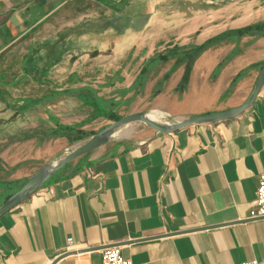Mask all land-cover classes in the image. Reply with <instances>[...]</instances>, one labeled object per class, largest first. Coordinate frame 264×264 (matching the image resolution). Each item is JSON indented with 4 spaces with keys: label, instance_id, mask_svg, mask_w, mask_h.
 <instances>
[{
    "label": "crops",
    "instance_id": "crops-1",
    "mask_svg": "<svg viewBox=\"0 0 264 264\" xmlns=\"http://www.w3.org/2000/svg\"><path fill=\"white\" fill-rule=\"evenodd\" d=\"M78 1L82 2L0 0V56L22 38L38 37L40 44L41 38L66 37L77 18L72 9ZM208 6L195 18L193 43L217 38L215 43L195 62L182 95L171 90L179 83L173 79V88L165 84L151 101L152 109L174 120L241 105L264 62V36L233 39L235 30L264 21L260 0H209ZM136 85L133 80L113 96L97 95L114 99L117 108L131 104L127 111L117 112L120 116L148 112L135 99ZM15 111L21 116L29 110ZM149 115L158 118L153 112ZM61 120L68 125L81 122ZM137 123L119 128L109 142L67 164L0 217V264H102L100 250L115 244L133 264H241L264 259V218H246L264 173V86L248 110L222 122L171 134ZM81 128L90 131L87 125ZM21 139L1 155L8 174L3 180L17 181L15 188L81 144L66 137ZM26 164L31 168L25 169ZM8 193L0 189V205ZM69 237L74 239L70 248Z\"/></svg>",
    "mask_w": 264,
    "mask_h": 264
},
{
    "label": "rangeland",
    "instance_id": "rangeland-1",
    "mask_svg": "<svg viewBox=\"0 0 264 264\" xmlns=\"http://www.w3.org/2000/svg\"><path fill=\"white\" fill-rule=\"evenodd\" d=\"M208 2L209 0L74 2L72 10L77 18L73 22L72 29L65 31L66 37L58 36L57 39L52 40L47 38L46 41L41 38L40 44L37 43L38 37L22 38L9 51L2 54L0 56V181L5 182L3 179L8 177L2 165L1 155L8 151L7 147L10 143L17 142L18 138H22V141L33 138L38 140L39 134H43V128L50 125L49 120L58 118H54V113L63 115L62 118H58L59 120L56 119L59 122L61 119H63L61 121L82 122L92 117V108H83L82 106L88 105L76 99L77 95L73 93H63L55 99L52 98L54 100L41 101L57 89L62 91L65 88L71 89L88 84L97 91L98 95L113 96L114 93L117 94L118 89H123L135 80L137 92L134 97L138 100L139 107L147 108L148 114L155 113L158 118L152 117L161 121V117L168 113L152 109L151 101L164 89L165 84H168L166 85L168 88H173L171 85L173 79L177 82L179 80V83L171 90L175 94L179 93L178 96L182 95L185 90L180 92L178 87L185 73V64L174 69L176 59L173 57L167 61L159 60L151 66H147V63L155 53H166L176 44L193 43L195 18L201 12L208 11ZM260 2L264 5V0ZM189 30H193V34L188 35ZM82 33H86L83 38L80 35ZM225 60L226 58L223 59L222 65ZM222 65L216 67L215 75L219 73ZM144 66H147L145 70ZM47 70L48 73L44 74ZM166 74H169V77L165 79ZM158 89L160 92L156 94ZM121 94L125 96L127 92L122 91ZM30 99L33 101L30 102ZM129 106L131 104L122 103L118 108L117 105L114 106L113 110L123 113ZM21 107V112L29 111L18 116L15 110ZM51 110L53 114L49 113ZM167 116H170L169 119H174L171 114ZM112 121L114 120L101 116L86 125L90 131H99ZM137 124L147 126L144 123ZM40 126H42L41 130ZM17 128L20 132H17ZM83 141L81 140L80 143ZM28 150L26 148L25 151ZM23 167L31 168L28 164ZM50 181L51 179L45 184ZM5 197L6 195L2 199L4 200Z\"/></svg>",
    "mask_w": 264,
    "mask_h": 264
},
{
    "label": "water",
    "instance_id": "water-1",
    "mask_svg": "<svg viewBox=\"0 0 264 264\" xmlns=\"http://www.w3.org/2000/svg\"><path fill=\"white\" fill-rule=\"evenodd\" d=\"M263 86L264 62L259 71L251 94L241 105L237 107L224 111L208 112L187 118L173 119V122L169 123L154 120L148 113L141 111L124 115L121 118L112 121L100 131L94 133L81 144L74 146L71 151H69L57 162L47 163L41 166L39 170H37L17 191L4 200V202L0 205V217L25 201L31 194L34 193V191L43 186L56 172L64 168L67 164L109 142L115 131L123 126L139 122L155 129L158 133L171 134L192 125L222 122L235 118L248 110L255 102ZM115 246L119 245L115 244ZM68 254H70V252L62 254L58 259Z\"/></svg>",
    "mask_w": 264,
    "mask_h": 264
},
{
    "label": "trees",
    "instance_id": "trees-1",
    "mask_svg": "<svg viewBox=\"0 0 264 264\" xmlns=\"http://www.w3.org/2000/svg\"><path fill=\"white\" fill-rule=\"evenodd\" d=\"M233 34H234L233 36L234 40L239 39L244 35L264 36V21L256 22L254 24H250L245 27L239 28L235 30ZM216 39L217 38H211L202 44H196V43H191L187 45L176 44L172 48H169L166 53H161V52L155 53V55L149 59L147 66L153 65L159 60L167 61L172 57L176 59L174 69L179 65L185 64V73L178 87V90L182 92L183 90L186 89V86L188 85L190 72L195 60L205 50H207L211 45H213ZM220 65L222 64H219V66ZM147 66H144L143 69L145 70ZM243 74L244 72L243 73L241 72L237 76V78L241 77ZM168 77L169 74H166L165 79ZM74 78L76 79V76ZM62 92L68 94H72V93L76 94L77 97L85 105H89L90 107H92L93 115L88 120L73 125L63 124L57 121L56 119L52 120L54 122V125H50L48 128H43V132H42L43 134L42 135L39 134V139L41 142H43L44 140L55 139L59 137H66L72 143L80 140H85L95 133L93 131H87L81 128L87 123H90L94 119L101 116L106 117L109 120H117L121 118V116L116 111L113 110V107L117 105V102L115 100H106L103 97L98 96L97 91L91 88L90 86H80L71 89L66 88L62 91L57 89L53 91L50 94V96L49 95L45 96L41 101L56 97ZM123 92L124 93L127 92V89L123 90ZM159 92L160 89L156 91V94ZM227 93L223 94V97ZM32 101L33 100H31L30 102ZM25 108L26 107H24L23 109L25 110ZM17 110L21 111L22 107L18 108ZM17 183H18L17 181H8V182L0 181V189H4L6 192H9L6 195L5 200L20 188V187L15 188Z\"/></svg>",
    "mask_w": 264,
    "mask_h": 264
},
{
    "label": "built area",
    "instance_id": "built-area-1",
    "mask_svg": "<svg viewBox=\"0 0 264 264\" xmlns=\"http://www.w3.org/2000/svg\"><path fill=\"white\" fill-rule=\"evenodd\" d=\"M169 117L164 115V117H161V122H172L173 120L169 119ZM246 218L249 220L264 218V173L259 177L255 198L251 202ZM66 244L70 248L74 244V239L72 237L67 238ZM100 251L102 264H133L129 258L123 255L120 246H104ZM241 264H264V259L248 260Z\"/></svg>",
    "mask_w": 264,
    "mask_h": 264
},
{
    "label": "bare ground",
    "instance_id": "bare-ground-1",
    "mask_svg": "<svg viewBox=\"0 0 264 264\" xmlns=\"http://www.w3.org/2000/svg\"><path fill=\"white\" fill-rule=\"evenodd\" d=\"M151 117V116H150ZM152 119H154L153 117H151ZM155 120V119H154Z\"/></svg>",
    "mask_w": 264,
    "mask_h": 264
}]
</instances>
